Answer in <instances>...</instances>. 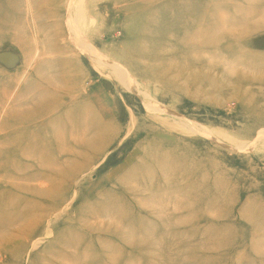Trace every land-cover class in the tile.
<instances>
[{"label": "rangeland", "instance_id": "1", "mask_svg": "<svg viewBox=\"0 0 264 264\" xmlns=\"http://www.w3.org/2000/svg\"><path fill=\"white\" fill-rule=\"evenodd\" d=\"M0 264H264V0H0Z\"/></svg>", "mask_w": 264, "mask_h": 264}]
</instances>
